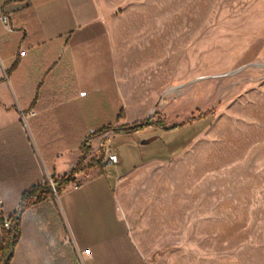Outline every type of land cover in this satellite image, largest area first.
<instances>
[{
  "label": "crops",
  "instance_id": "obj_1",
  "mask_svg": "<svg viewBox=\"0 0 264 264\" xmlns=\"http://www.w3.org/2000/svg\"><path fill=\"white\" fill-rule=\"evenodd\" d=\"M114 20L102 0H0L5 190L63 177L93 148L75 182L23 214L11 264H163L154 258L169 256L176 239H191L190 224L206 223L205 206L185 200L175 182L176 159L90 167L100 148L117 154L112 141L134 134L115 129L150 119L160 96L175 91L173 58L159 62L157 40L130 39ZM108 126L106 142L90 140V130Z\"/></svg>",
  "mask_w": 264,
  "mask_h": 264
},
{
  "label": "rangeland",
  "instance_id": "obj_2",
  "mask_svg": "<svg viewBox=\"0 0 264 264\" xmlns=\"http://www.w3.org/2000/svg\"><path fill=\"white\" fill-rule=\"evenodd\" d=\"M102 3L130 39L157 40L159 62L174 61V94L161 95L150 118L159 128L112 141L122 167L176 159L185 200L206 209L205 224H190L191 239H176L169 256L154 260L264 264V0ZM98 152L90 163L104 161Z\"/></svg>",
  "mask_w": 264,
  "mask_h": 264
},
{
  "label": "trees",
  "instance_id": "obj_3",
  "mask_svg": "<svg viewBox=\"0 0 264 264\" xmlns=\"http://www.w3.org/2000/svg\"><path fill=\"white\" fill-rule=\"evenodd\" d=\"M154 124L156 123H153L152 119H148L144 122L117 128L115 130L132 134ZM111 130H114L113 127L108 126L94 131L90 136V140L100 137ZM91 151V147L90 149L84 148L82 159L69 174L59 178H52L58 195L63 192L68 184L76 181V175L83 170L85 155L89 152L91 153ZM97 164L102 165V160L96 163H90V167H95ZM3 180H5V177L0 168V264H11L15 248L21 237V219L23 214L34 205L43 202L49 197H54V193L49 181L44 185H32L29 189L24 191L12 192L5 190V185L2 183ZM6 219H8L10 224L9 229L5 227Z\"/></svg>",
  "mask_w": 264,
  "mask_h": 264
},
{
  "label": "built area",
  "instance_id": "obj_4",
  "mask_svg": "<svg viewBox=\"0 0 264 264\" xmlns=\"http://www.w3.org/2000/svg\"><path fill=\"white\" fill-rule=\"evenodd\" d=\"M1 21L9 29H13L12 25L10 23V18L8 16H3L1 18ZM34 115H35L34 111H30V112L22 114V119L24 121L25 126H27L28 119L33 117ZM118 161H119L118 155L116 153H114L113 151H108L106 157L104 158V161L102 162V165H103V167H112V166H115L118 163ZM50 185L52 187L53 192L57 194L55 185H54L52 180H50ZM0 203H1V201H0ZM5 227L7 229H9V227H10L8 219L5 220Z\"/></svg>",
  "mask_w": 264,
  "mask_h": 264
}]
</instances>
